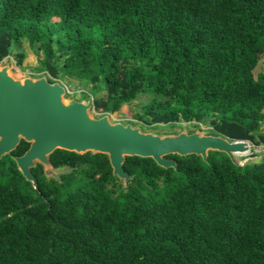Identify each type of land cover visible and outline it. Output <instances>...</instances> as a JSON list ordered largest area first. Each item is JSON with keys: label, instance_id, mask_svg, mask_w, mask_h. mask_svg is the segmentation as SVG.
Returning <instances> with one entry per match:
<instances>
[{"label": "trees", "instance_id": "obj_1", "mask_svg": "<svg viewBox=\"0 0 264 264\" xmlns=\"http://www.w3.org/2000/svg\"><path fill=\"white\" fill-rule=\"evenodd\" d=\"M23 38L51 82L106 90L102 115L152 94L144 127L210 120L211 134L264 145V0H0V62ZM29 147L0 158V264H264V155L127 156L125 182L106 153L57 149L69 169L38 163L35 187L14 159Z\"/></svg>", "mask_w": 264, "mask_h": 264}, {"label": "water", "instance_id": "obj_2", "mask_svg": "<svg viewBox=\"0 0 264 264\" xmlns=\"http://www.w3.org/2000/svg\"><path fill=\"white\" fill-rule=\"evenodd\" d=\"M66 93L67 87L60 81L51 82L47 76L21 80L10 74L8 66L0 67V158L22 140L29 142V149L14 159L35 187L38 181L32 168L38 163L43 164L47 176L54 170L69 169L52 164L50 156L57 149L106 153L114 174L125 182L131 178L124 168L127 156L153 157L164 167L177 165L175 159L167 157L169 154H198L207 160L211 150L222 151L239 166L252 158L248 156L252 151L249 140H231L203 131L167 135L147 132L132 124L113 123L109 114L93 117L91 100H65Z\"/></svg>", "mask_w": 264, "mask_h": 264}, {"label": "rangeland", "instance_id": "obj_3", "mask_svg": "<svg viewBox=\"0 0 264 264\" xmlns=\"http://www.w3.org/2000/svg\"><path fill=\"white\" fill-rule=\"evenodd\" d=\"M20 52L26 54L25 60L22 64H18L17 57ZM43 53L41 51H35L30 46L29 40L23 38L21 42L14 47L12 54L0 62V67L8 66L10 74L17 79L24 80L27 77L40 78L42 76H49L46 71L41 70L40 59L42 58ZM264 73V54L259 55V62L256 68L254 69L255 77L257 78L260 74ZM55 81H60L67 87V93L65 95V100L76 99V100H91L92 103L95 98L103 96L106 94V90L98 93L97 95H89L86 97L84 93H88L91 89V86H86L78 78L71 77H61ZM154 95L152 94H141L138 99L125 103L120 110L114 113H105L109 114L110 120L113 123L121 122L123 124H132L135 127H141L143 124L138 120L136 114L142 112L143 105L147 104ZM90 114L93 117H101L105 114H101L100 111H96L93 107L90 109ZM144 127V126H143ZM144 131L153 132L160 135L167 134H176L181 132H196L203 131L206 134H211L213 131L212 126L210 125V120L204 121L202 123H197L196 121L188 122L182 120L176 125H168L165 123H156L151 126H145ZM262 131H264V122L262 123ZM254 150V151H253ZM264 155V145L254 146L251 153L248 156H251L249 163H255L261 160V156ZM245 157V156H244ZM63 172L62 169L54 170L48 172L50 177L59 178L60 174Z\"/></svg>", "mask_w": 264, "mask_h": 264}, {"label": "built area", "instance_id": "obj_4", "mask_svg": "<svg viewBox=\"0 0 264 264\" xmlns=\"http://www.w3.org/2000/svg\"><path fill=\"white\" fill-rule=\"evenodd\" d=\"M255 146V145H254ZM252 148H253V144H252Z\"/></svg>", "mask_w": 264, "mask_h": 264}, {"label": "bare ground", "instance_id": "obj_5", "mask_svg": "<svg viewBox=\"0 0 264 264\" xmlns=\"http://www.w3.org/2000/svg\"><path fill=\"white\" fill-rule=\"evenodd\" d=\"M254 151V150H253ZM246 153H248V152H246Z\"/></svg>", "mask_w": 264, "mask_h": 264}]
</instances>
